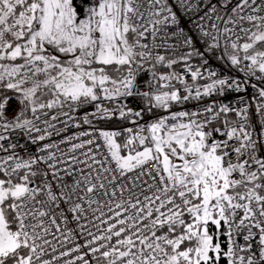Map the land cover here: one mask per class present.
Masks as SVG:
<instances>
[{
  "label": "snow or ice",
  "instance_id": "snow-or-ice-1",
  "mask_svg": "<svg viewBox=\"0 0 264 264\" xmlns=\"http://www.w3.org/2000/svg\"><path fill=\"white\" fill-rule=\"evenodd\" d=\"M0 264H264V0H0Z\"/></svg>",
  "mask_w": 264,
  "mask_h": 264
},
{
  "label": "built area",
  "instance_id": "built-area-1",
  "mask_svg": "<svg viewBox=\"0 0 264 264\" xmlns=\"http://www.w3.org/2000/svg\"><path fill=\"white\" fill-rule=\"evenodd\" d=\"M241 75H242V74H241ZM252 82H253V83H259V82L255 81V80H253ZM251 91H252V89L249 88V89H248V92L251 93ZM242 95H243V94H242ZM205 102H207V98H206V101H205ZM195 104H196V102H191V103H189V104L187 105V107H188L189 109H193ZM253 104H254V102H253ZM129 126H130V125H129ZM81 130H82V129L70 128L67 132L62 133L61 137H54L53 139H55V140H59V139L63 138V136L72 135L74 132H78V131H81ZM61 147H66V146L62 145Z\"/></svg>",
  "mask_w": 264,
  "mask_h": 264
}]
</instances>
